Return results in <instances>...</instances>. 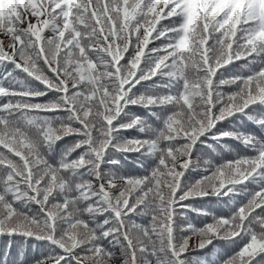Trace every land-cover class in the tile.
I'll list each match as a JSON object with an SVG mask.
<instances>
[{
    "label": "snow or ice",
    "instance_id": "obj_1",
    "mask_svg": "<svg viewBox=\"0 0 264 264\" xmlns=\"http://www.w3.org/2000/svg\"><path fill=\"white\" fill-rule=\"evenodd\" d=\"M0 264H264V0H0Z\"/></svg>",
    "mask_w": 264,
    "mask_h": 264
},
{
    "label": "trees",
    "instance_id": "obj_2",
    "mask_svg": "<svg viewBox=\"0 0 264 264\" xmlns=\"http://www.w3.org/2000/svg\"><path fill=\"white\" fill-rule=\"evenodd\" d=\"M205 203V206L207 207L208 206V202H204ZM211 207H213V208H217V207H219L218 205H216V203L213 201L212 203H211ZM192 215V218H193V221L194 222H196V223H199L200 221H201V217H197L194 213L193 214H191Z\"/></svg>",
    "mask_w": 264,
    "mask_h": 264
},
{
    "label": "rangeland",
    "instance_id": "obj_3",
    "mask_svg": "<svg viewBox=\"0 0 264 264\" xmlns=\"http://www.w3.org/2000/svg\"><path fill=\"white\" fill-rule=\"evenodd\" d=\"M196 242H197V238L193 237V239H192V241L190 243L194 245Z\"/></svg>",
    "mask_w": 264,
    "mask_h": 264
}]
</instances>
